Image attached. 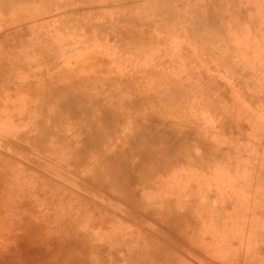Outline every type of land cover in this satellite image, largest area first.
<instances>
[{"label": "rangeland", "instance_id": "1", "mask_svg": "<svg viewBox=\"0 0 264 264\" xmlns=\"http://www.w3.org/2000/svg\"><path fill=\"white\" fill-rule=\"evenodd\" d=\"M10 1L0 0V264H264V192L254 184L264 178V94L250 83L247 66L256 70V61L264 68L257 51L232 43L218 60L231 68L227 80L219 79L229 86L226 123L243 128L253 145L242 183L240 171L228 167L201 180L206 166L199 165L182 179L178 173L193 169L184 156L201 150L217 162L214 146L235 139L218 131V121L188 116L184 124L180 113L164 110L162 122L184 127L162 126L148 139L127 129L119 140L102 131L84 138L77 135L83 116L70 122L65 112L78 99L61 107L51 99L97 76L121 85L160 72L184 77L198 55L182 40L158 33L137 45L142 28L135 25L129 41L118 42L114 30L123 23L100 35L94 18L128 11L158 26L159 3L170 14L187 0H48L51 6L36 16H20ZM200 63L212 67L206 58ZM239 80L250 86L239 87ZM242 93L251 99L241 101L248 120L233 112ZM201 114L213 121L208 111ZM191 132L202 138H189Z\"/></svg>", "mask_w": 264, "mask_h": 264}, {"label": "bare ground", "instance_id": "2", "mask_svg": "<svg viewBox=\"0 0 264 264\" xmlns=\"http://www.w3.org/2000/svg\"><path fill=\"white\" fill-rule=\"evenodd\" d=\"M90 1L96 0H61L64 4H81ZM10 4H15L19 8L20 16H36L42 13L38 12L39 10L51 6L48 0H11ZM175 5L178 7L170 13L171 15L164 11V3L157 5L156 16L161 22L158 26L156 22H147L145 19L142 20L139 15L128 13V11L115 13V15H120L119 17L114 15H111L113 18L96 17L94 22L95 26L101 29L102 33L100 35L111 30L114 22H122L124 27L121 30H114L118 42H128V33L131 31V27L135 25H140L142 28L138 31L140 38L137 35V45L142 42H150L158 33L165 34L169 40H182L198 55V59L195 57V61L197 59L196 66L193 64L185 66L186 75L184 77L172 76L173 73L170 75L167 72H160L159 74L155 73L152 77H145L135 82L126 80L128 82L121 85L115 77L102 79L97 76L91 79L93 81L88 82L89 85L85 84L72 93L66 91L58 94L52 93L51 100L56 106L61 107L69 98L78 99L76 105L71 109H66L65 112L68 114L70 122L75 118L74 115L83 116L77 135L84 138L99 137V132L102 131L107 134L110 133V136L119 140L118 133H123V130L126 131L127 129L129 133L148 139L152 133L161 135L163 133L162 129L169 128L172 131L176 130L177 127H184L183 125L187 124L188 116L196 117L202 121L205 120L209 124L218 121V131L226 135L227 138H235V141L217 147L214 146L216 148L214 154L220 157L217 162L213 161V156L206 154V151H197L195 155L187 154L184 157L189 158L188 161L193 163V169L177 175H181L182 179H185V176H189L190 173H197L198 170L194 168L195 165L206 166L204 168L205 172L201 175V180L209 179L207 176H212V169H215V167L220 168V172L224 167H228L241 173L242 168L244 166L249 167L252 162V158L248 153L253 145L248 144L247 136L242 131L243 128L238 129V125L226 123L225 115H231L228 107H225V104H229V100H225L229 86L219 79L224 78L227 80L231 68L218 62V60H222L221 54L223 52L221 49L233 43L239 51H243L244 47L251 48L252 51L256 50L258 59L264 66V34H262L264 30L260 28L261 34L258 28L256 30V26H264V0H187L185 3L179 2ZM28 13L29 15H27ZM107 24L108 28L104 27ZM110 27L111 29H109ZM105 28H107L106 31ZM135 38L131 37L133 41H135ZM142 45L147 47L145 44ZM234 46L232 47L234 48ZM205 58L212 65L211 68L205 69L200 65L201 59ZM247 66L253 72L252 80H249L250 83L253 81L257 90L264 94V85L259 74L260 70L264 69L261 68L262 64H257L255 61V66L258 67L254 71L248 62ZM219 71H221L222 76L215 75ZM156 79L164 80L166 82L165 86H158ZM248 82L239 80V87L250 86ZM155 99L159 103L161 102L160 105L156 106V110H148L149 105ZM243 100L251 105L249 95L242 93L239 99L236 100V104L234 102L233 112L235 115H242L243 119L248 120L251 117L243 111L241 105ZM162 105L164 106L162 107ZM252 105H254L252 108L256 106L254 103ZM188 106L194 109L192 113L187 111ZM211 107L212 109H210ZM164 110L172 114L180 113L184 124L176 126L175 123H170V118L168 121L162 122V111ZM203 110L208 111L210 116L213 114V121L209 120V117H203V114H201ZM254 113L255 111L252 109V114ZM221 115L223 117H220ZM98 124L101 125V128ZM253 126L256 129L259 128L258 125L253 124ZM192 134L191 132L189 138L193 137ZM193 135L198 139L202 138V136L199 138L198 134ZM191 140L195 141V139ZM203 163H206V165H203ZM235 170H232L231 173L233 174ZM222 174L224 175V173ZM241 175L243 174L239 175L237 182L241 181L242 183L244 177H241ZM254 184L256 190L260 189L262 194L264 192V178L257 177ZM262 234L264 235V231H262ZM260 241L264 243L263 240L260 239Z\"/></svg>", "mask_w": 264, "mask_h": 264}]
</instances>
